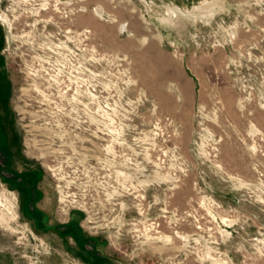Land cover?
I'll return each mask as SVG.
<instances>
[{
    "label": "rangeland",
    "instance_id": "rangeland-1",
    "mask_svg": "<svg viewBox=\"0 0 264 264\" xmlns=\"http://www.w3.org/2000/svg\"><path fill=\"white\" fill-rule=\"evenodd\" d=\"M0 119V264H264V0H0Z\"/></svg>",
    "mask_w": 264,
    "mask_h": 264
},
{
    "label": "flooded vegetation",
    "instance_id": "flooded-vegetation-1",
    "mask_svg": "<svg viewBox=\"0 0 264 264\" xmlns=\"http://www.w3.org/2000/svg\"><path fill=\"white\" fill-rule=\"evenodd\" d=\"M1 123L2 121L0 119V179L10 192L17 194L22 217L24 219L27 218L35 226L37 225L38 227L36 226L35 230L42 234L44 231L50 229L52 231L55 230L61 238L72 236L75 233L77 235V237L76 235L74 236L76 242H78L77 239L79 238L85 240L89 236L82 229L78 228L79 230L76 231L73 227L74 220L72 221V218L75 216L74 213L68 212L66 214L68 216L67 221L52 225L50 223V217L38 209L37 203L44 196L39 189L42 170L36 162L27 159L22 149H13L10 138L6 136ZM87 161L96 164L95 159L91 157ZM90 168L94 169L91 164ZM89 174L90 178L94 177V179L98 180L103 178V176H100L99 171L94 172L96 174L95 176L93 173ZM75 247L78 250L77 254L83 255L91 260L90 253L84 245H76Z\"/></svg>",
    "mask_w": 264,
    "mask_h": 264
},
{
    "label": "bare ground",
    "instance_id": "bare-ground-1",
    "mask_svg": "<svg viewBox=\"0 0 264 264\" xmlns=\"http://www.w3.org/2000/svg\"><path fill=\"white\" fill-rule=\"evenodd\" d=\"M33 12H34V11H33ZM95 13L98 14V15H101V14H102V9H101V7H97V8H95ZM35 14H36V13H35ZM98 15H97V16H98ZM255 130H256V129H255ZM231 141H232V140H231ZM2 220H3V219H2ZM167 240H168V239H167ZM167 240H166V241H167Z\"/></svg>",
    "mask_w": 264,
    "mask_h": 264
}]
</instances>
